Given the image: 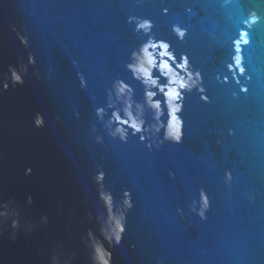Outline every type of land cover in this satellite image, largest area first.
Masks as SVG:
<instances>
[{
    "label": "water",
    "instance_id": "obj_1",
    "mask_svg": "<svg viewBox=\"0 0 264 264\" xmlns=\"http://www.w3.org/2000/svg\"><path fill=\"white\" fill-rule=\"evenodd\" d=\"M150 38L202 76L181 143L166 139L168 78L128 68ZM126 108L141 132L116 121ZM97 245L111 264H264V0H0V264H98Z\"/></svg>",
    "mask_w": 264,
    "mask_h": 264
},
{
    "label": "clouds",
    "instance_id": "obj_2",
    "mask_svg": "<svg viewBox=\"0 0 264 264\" xmlns=\"http://www.w3.org/2000/svg\"><path fill=\"white\" fill-rule=\"evenodd\" d=\"M164 12H167V9H164ZM129 19H132L131 17ZM139 22L136 24L137 30H144L145 32L151 31L152 28V21L147 18H137ZM173 31L182 39L186 34V30L180 28L179 26L174 25ZM149 49H159V56L161 57L159 65L155 62V56H152L148 59L147 64L148 67L144 66L143 55L148 53ZM170 44L167 41L163 40H153L149 39L145 42L138 52L134 51L132 55L136 58L134 63H130L128 68L132 71L135 78L140 79L143 84L146 86L156 87L158 83V78L153 77L151 74V69L154 67H159L161 70V75L168 78L167 85H160L159 90L163 92L166 99V104L169 109V125L166 130V139L172 140L176 143H181L183 139V119L178 115L183 109V98H184V90H191L192 87L200 84L202 80V76L199 71H192L190 68L189 57L187 54H181L180 59L177 61L174 52L169 51ZM167 57L168 60L172 61L176 68L181 69L180 72H175L172 69L171 64L167 62L164 58ZM29 62H33L32 58H29ZM236 65L239 66L241 64V58L239 55L235 57ZM239 71L243 73V67L239 68ZM11 79L13 83H23L22 76L20 73L14 69L10 68ZM182 73V74H181ZM81 83L83 85V79H81ZM3 88L6 90L8 88V83L5 81L3 83ZM129 86L124 81L118 82V91L123 93L125 89ZM167 88V91L164 89ZM246 91V89H244ZM200 91L203 92V87H200ZM157 95L156 92L147 90L146 91V98L149 105L156 109L157 113L160 110V102L155 100L154 97ZM204 100L208 98L206 96L201 97ZM97 113L103 111L102 108L96 109ZM128 119H123L117 112H114L113 115L116 118V121L119 122L120 125H128L133 129V132H141L143 130V121L137 120L128 109H125ZM37 125H41L42 121L37 120ZM117 132L121 134V139H126V130L122 126H118L116 129ZM144 137L141 136V140ZM31 173V168L26 169V174ZM104 177V173L101 171L97 174V180H102ZM102 198L104 199L108 210H109V218L114 222V227L112 229V236H108L107 239L111 240L114 236L115 242L119 244L122 239V234L125 231V226L123 223V216H116L112 212V201L111 195L108 193H101ZM125 196L128 197V193L125 192ZM202 198L205 203V207H207V197L203 195ZM31 196H29V200L31 201ZM125 205L127 207H131V200L126 199ZM91 235V233H90ZM95 257L98 261V264H111L112 253L109 250L104 249L101 245L95 246Z\"/></svg>",
    "mask_w": 264,
    "mask_h": 264
}]
</instances>
